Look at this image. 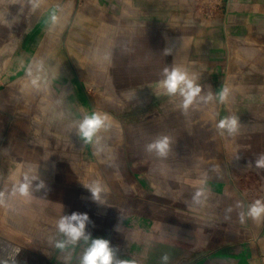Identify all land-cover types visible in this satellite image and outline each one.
Returning a JSON list of instances; mask_svg holds the SVG:
<instances>
[{
	"label": "crops",
	"instance_id": "obj_1",
	"mask_svg": "<svg viewBox=\"0 0 264 264\" xmlns=\"http://www.w3.org/2000/svg\"><path fill=\"white\" fill-rule=\"evenodd\" d=\"M49 1L38 0L31 25L10 18L0 29L10 39L0 67V264H80L85 245L56 247L57 222L73 212L132 264H264V218L247 216L237 181L264 176L254 166L264 154V0H234L211 24L191 0H131L129 20L115 17L130 8H113L127 0ZM174 67L212 95L217 165L195 167L185 148L145 156L127 141L142 112L174 96L159 86ZM92 114L107 120L86 141L79 124ZM230 116L238 130L221 135L216 125ZM25 175L35 178L28 195L18 190ZM84 185L103 189L100 203Z\"/></svg>",
	"mask_w": 264,
	"mask_h": 264
},
{
	"label": "rangeland",
	"instance_id": "obj_2",
	"mask_svg": "<svg viewBox=\"0 0 264 264\" xmlns=\"http://www.w3.org/2000/svg\"><path fill=\"white\" fill-rule=\"evenodd\" d=\"M37 2L38 0H0L1 9H13L12 12L15 14L13 16L0 15V29L10 18L24 24L34 23L37 18ZM49 2V0H40L42 5L49 4ZM63 6L59 10H62ZM125 6L130 10H125V16H117L115 19L135 18L132 9L134 5L131 0H127L125 5L123 2H115L113 8L115 11H121ZM4 35L0 30V67H5V63L9 60L8 55L5 57L4 53L9 48L6 44L10 39ZM103 82V80L95 81L100 84ZM207 97L198 95L193 103L184 109L183 98L174 95L164 99L157 109L142 112L139 120L137 118L140 113L127 114L129 120H138L137 123L132 122L129 126L130 136L127 141L146 156L151 153L147 151V145L166 136L169 138V149L176 151L179 148H185L187 150L186 157L190 158L184 161L195 162V167H203L204 164L217 165L218 153L217 145L214 143V130L208 126L209 122L213 121V108L209 105ZM110 98L112 99V96ZM199 155L202 159H198ZM252 172H243L245 174L240 173L237 177L239 189L250 204L258 199L264 201V176L257 175L256 171L254 174ZM143 195L145 199H148V193H143Z\"/></svg>",
	"mask_w": 264,
	"mask_h": 264
},
{
	"label": "clouds",
	"instance_id": "obj_3",
	"mask_svg": "<svg viewBox=\"0 0 264 264\" xmlns=\"http://www.w3.org/2000/svg\"><path fill=\"white\" fill-rule=\"evenodd\" d=\"M168 95H179L183 98V108L187 109L195 98L201 93L202 88L196 82L194 77H191L187 72L180 68H165L164 79L160 81L159 85ZM227 89L220 93V100L226 98ZM207 99L211 100L212 95L209 94ZM107 120V116L101 114H92L83 119L79 124V135L86 141H91L94 135L100 130ZM220 134L234 135L239 127V120L235 116L225 117L216 125ZM169 149V138L162 137L153 143L147 145V151H155L158 155H166ZM254 166L264 169V154H260L254 161ZM31 179H35L32 177ZM31 179L25 175L23 183L19 185V192L22 195H28ZM43 184V182H41ZM90 192L94 201L101 200V193L103 189L97 185L89 187L84 185ZM39 189V186H38ZM197 197L200 195L198 192ZM239 206V205H238ZM243 213L241 218H243ZM247 216L253 220L259 221L264 218V201L256 200L249 205ZM91 223L87 213L73 212L70 215H63L57 222V228L63 239L56 243V247L61 251L66 250L70 246L78 244L85 245L80 264H132L127 260H121L117 254L118 249L110 246V241L104 238H92L91 233L86 231V225ZM163 260L167 261L168 257L165 255Z\"/></svg>",
	"mask_w": 264,
	"mask_h": 264
},
{
	"label": "built area",
	"instance_id": "obj_4",
	"mask_svg": "<svg viewBox=\"0 0 264 264\" xmlns=\"http://www.w3.org/2000/svg\"><path fill=\"white\" fill-rule=\"evenodd\" d=\"M232 1L234 0H191V9L202 23L211 24L219 18L226 17Z\"/></svg>",
	"mask_w": 264,
	"mask_h": 264
}]
</instances>
